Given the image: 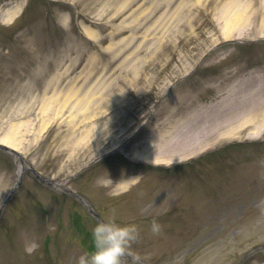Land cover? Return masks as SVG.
<instances>
[{
	"label": "rangeland",
	"instance_id": "374dc122",
	"mask_svg": "<svg viewBox=\"0 0 264 264\" xmlns=\"http://www.w3.org/2000/svg\"><path fill=\"white\" fill-rule=\"evenodd\" d=\"M184 1L0 0V143L16 148L43 175L68 179L106 222L135 225L138 237L127 255L145 264H236L264 246V153L252 157L249 169L241 166L236 188L221 184L231 175L225 169L204 168L202 177L182 180L150 177L137 164H147L146 152L179 149L198 132L201 139L179 149L177 161L264 138L257 119L264 114V42L248 43L243 49L255 52L242 59L230 54L203 64L200 72L216 73L218 81L174 85L203 54L233 52L226 39L261 33L264 0ZM240 11L246 21L225 36L226 23ZM86 28L97 36L88 38ZM170 85L167 100L152 111ZM234 107L244 109L232 120L242 137H228L229 123L220 131L227 137L207 146L198 126L210 124L215 108ZM251 128L262 136L249 135ZM155 154L149 162L159 161ZM15 171L13 159L0 155L1 216L8 208L0 219V264H79L91 252L84 242L94 228L88 210L31 172L4 206L17 183ZM145 179L151 186L129 194ZM237 197L246 201L234 203ZM77 215L84 228L79 233L71 229ZM153 221L161 234L152 233ZM33 238L40 247L29 255L25 247ZM137 262L126 256L123 263ZM240 264H264V250Z\"/></svg>",
	"mask_w": 264,
	"mask_h": 264
},
{
	"label": "clouds",
	"instance_id": "9594fccd",
	"mask_svg": "<svg viewBox=\"0 0 264 264\" xmlns=\"http://www.w3.org/2000/svg\"><path fill=\"white\" fill-rule=\"evenodd\" d=\"M151 231L154 235L161 234V225L153 221ZM92 237L94 249L85 252L79 258V264H123L131 244L137 240L138 230L135 225L99 222L92 228ZM39 247L40 244L33 238L26 244L25 252L31 255Z\"/></svg>",
	"mask_w": 264,
	"mask_h": 264
},
{
	"label": "bare ground",
	"instance_id": "6f19581e",
	"mask_svg": "<svg viewBox=\"0 0 264 264\" xmlns=\"http://www.w3.org/2000/svg\"><path fill=\"white\" fill-rule=\"evenodd\" d=\"M127 1L128 0H126V3H127ZM185 1H184V3H185ZM184 3H183V5H184ZM119 9H121V8L119 7ZM244 18H245L244 12L240 11L238 14H236L234 19L230 18V20L228 21V28H227V23L225 22L226 23L225 31L227 32L226 35H228V33L230 34L231 30H233L234 28H237L241 23H243L242 21H244ZM86 34H87L88 37H95L96 36V33H94V31L91 30V29H88ZM110 46H111V44H110ZM252 105L260 107L259 103H255V104H252ZM241 111L242 110H239V112L236 113L235 110H228L227 114H224V116H222V117L216 115L212 119L211 126H209L207 128L205 133H210V135L211 134H215V133H220V131L222 130L223 127H228L227 125L229 123L230 124L233 123V121H232L234 119L233 117L238 115ZM262 120H263V124H264V114H263ZM236 132H238V134H236ZM240 134H241V132L237 129V127H235V128L232 129V132H231L230 136L231 135L235 136V135H240ZM205 135L206 134H204V136ZM217 135L211 136L212 137L211 139H209L210 137H206L204 139V141H206L207 144L213 143L215 140L218 139ZM230 136H228V137H230ZM222 137H220V138H222ZM198 140H199V138H194V139H192V141L190 140L189 142L183 140L182 144H184V145H183V147L180 146L179 149L183 150L184 148H186V146L188 144H193V143H195ZM179 149L175 148L174 150L168 151V149L164 148V150H160L158 153L156 151V154H157V157H160L159 155L162 152L163 155H161V159L160 160L163 161V162H164V160L170 161V160H174V159H179V158H175L177 156H180V155H178V153L180 152ZM164 153H167V154H164ZM164 157H168L169 159H164ZM170 157H173V158H170ZM146 158L150 159V156H148V157L146 156ZM16 162H17L18 177H20L22 175L23 171H25L27 165H26L25 162H23V159L21 157H19V156H16ZM60 185H62V184H58L57 183V186H60Z\"/></svg>",
	"mask_w": 264,
	"mask_h": 264
}]
</instances>
